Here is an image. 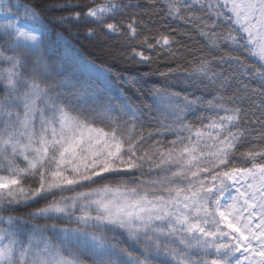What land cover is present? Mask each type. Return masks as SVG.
Wrapping results in <instances>:
<instances>
[{"label":"snow or ice","instance_id":"1","mask_svg":"<svg viewBox=\"0 0 264 264\" xmlns=\"http://www.w3.org/2000/svg\"><path fill=\"white\" fill-rule=\"evenodd\" d=\"M0 264H264V0H0Z\"/></svg>","mask_w":264,"mask_h":264},{"label":"trees","instance_id":"2","mask_svg":"<svg viewBox=\"0 0 264 264\" xmlns=\"http://www.w3.org/2000/svg\"><path fill=\"white\" fill-rule=\"evenodd\" d=\"M65 36L72 45L93 61L97 68L107 74L109 82L115 89L123 91L137 104L155 107L151 91L154 88H167L175 92L194 90L184 82L183 75L167 72V68L174 65L166 64V58L162 57L159 62L152 65H131L120 59L122 49L106 50L111 48L114 41L108 45H101L97 41L86 39L83 35L68 36L65 33ZM177 38L182 44L191 43L181 37ZM196 94L199 95L200 92L197 91ZM144 111L147 113L148 108L145 107ZM36 223H44V221H36Z\"/></svg>","mask_w":264,"mask_h":264}]
</instances>
